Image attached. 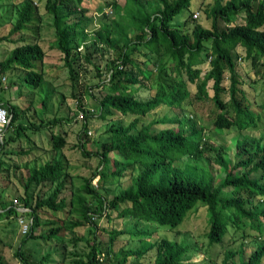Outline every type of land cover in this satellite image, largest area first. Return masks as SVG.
Listing matches in <instances>:
<instances>
[{
	"label": "trees",
	"instance_id": "trees-1",
	"mask_svg": "<svg viewBox=\"0 0 264 264\" xmlns=\"http://www.w3.org/2000/svg\"><path fill=\"white\" fill-rule=\"evenodd\" d=\"M83 1L45 0V9L53 18L55 44L63 54L71 80L76 78L74 65L79 61V53L75 56L73 50H77L79 40L85 36L87 24L83 20ZM191 1H109L116 17L97 29L92 48L97 52L102 46L106 47L113 51V57L104 74L94 64L101 77L94 86L104 90L94 106L103 119L115 113L134 115V118L127 125L113 122L107 127L106 139L98 142L94 152L98 160L96 169L83 179L80 189L72 190L68 203L62 194L67 190V183L72 184V179L61 157H52L39 166L28 168L25 187L49 182L53 188L49 195L39 196L33 207L30 199L24 197V205L30 208L28 214L33 220L22 243L29 239L51 240L55 236L60 240L57 235L62 227L60 224L51 226L46 233L33 234V227L39 224L37 212L40 208L54 212L66 208L70 217L76 214L77 217L72 216L63 225L70 230L88 224L93 216L106 215L111 220L115 214L174 229L190 211L202 206L206 208L208 246L221 244L230 229L233 234H239L242 241L252 239L259 245L246 259L241 248L237 252L226 251L224 264L233 262L235 255H239L238 264H261L264 253V245H260L264 240V141L239 139L231 156L223 154L211 142L204 131L206 124L188 116L165 118L162 121L172 126L158 130L152 128V123L138 125L141 116L159 106L170 110L177 108L182 113L186 101L203 99L210 100L217 111L212 121V127L217 131L234 127L242 132L257 125L260 114L253 105L264 103L258 102L253 94L249 95L246 85L259 79L264 82V0H256V5L253 0H213L205 9L209 27L192 18L197 5L194 1L189 10ZM184 10H188L187 18L182 23L175 22L174 18ZM35 13L32 2L22 0L10 35L22 30ZM238 47L244 50L243 59L250 66L244 74L237 64L241 56L234 55ZM133 53L140 55L142 60L138 62ZM90 55L88 51L84 55L88 63H91ZM43 58L44 51L38 43L24 42L0 60V72L23 71L18 85L37 91L45 84L41 67ZM203 63L208 66L205 72L200 67ZM144 82L153 94L149 99L139 100L136 91L141 86L146 88ZM191 85H194V91ZM45 102L43 99L42 103ZM2 106L11 113L8 130L18 120L21 111L8 100L3 101ZM87 113L90 112L85 113L82 125L84 135ZM60 120L54 117L50 120L41 118L39 123L29 125L15 123L14 135L9 140L19 138L29 128L39 130L43 126L56 125ZM80 140L78 148L83 154L91 155ZM65 142L64 135L51 131V149L55 154L60 153ZM5 144L4 140L0 153ZM214 163L218 164V169L213 167ZM126 172L129 185L119 189L111 198L94 189L91 183L97 177L99 187L108 193L106 185L109 182L120 184ZM76 193L79 195L75 196ZM84 194L91 197L89 205L83 200ZM92 199L96 201L95 205H92ZM1 210L0 216L17 213L12 206H3ZM124 233V230L111 231L108 238L111 246ZM128 234L131 237L148 236L152 231ZM153 246L156 252L152 264H183L188 254V245L161 238L155 244H143L137 249L116 254L109 264H127L130 257L135 258L132 263L138 264L142 255ZM98 253L94 244L86 263L75 264H101ZM15 254L24 264H30L20 251ZM48 256L44 255L40 263ZM0 264H5L1 255Z\"/></svg>",
	"mask_w": 264,
	"mask_h": 264
},
{
	"label": "rangeland",
	"instance_id": "rangeland-1",
	"mask_svg": "<svg viewBox=\"0 0 264 264\" xmlns=\"http://www.w3.org/2000/svg\"><path fill=\"white\" fill-rule=\"evenodd\" d=\"M30 1L36 7L34 18L22 30L10 35L22 0H0V60L9 55L16 45L24 42L38 43L44 51L41 67L44 70L45 84L37 91L29 90L25 86L20 87L17 82L22 77L23 71L11 69L6 72L8 77L6 84L0 87V100H8L18 106L21 112L15 123L21 122L29 125L39 123L41 118L50 120L54 117L61 120L56 125L43 126L39 130L29 128L13 141H10L9 137L14 135L13 128L16 124L14 123L5 131L4 140L6 144L0 153V212L3 206H14L16 204L14 200L18 202L17 205L24 206V197L30 199V205L33 207L39 196L45 197L51 193L53 185L49 182L40 185L31 184L28 187H25V184L28 168L39 166L52 157L57 159L61 157L65 163L66 172L71 175L72 184L67 183V190L62 194L68 203L72 190L80 189L83 179L90 176L96 169L98 160L94 156V152L98 148V142L106 139L107 127L113 122H121L123 125H127L134 118V115L115 113L103 119L98 116V108L94 106L96 100L104 94V90L94 86L95 83L101 81L94 64L104 74L107 72L113 57V51L106 47L102 46V50L97 52H94V48H92L97 29L110 23L116 17L114 6L109 4L110 0H107V3L104 0H84L81 3L82 9L85 10L83 20L87 24L84 31L85 38H81L77 50H73V55L76 56L79 53V61L75 62L74 65L76 68L74 80L69 78L68 69L64 65L63 54L55 44L53 18L45 9V0ZM194 1L197 5V12L199 11L200 14L195 17V13L192 18L195 19L196 23L209 27L210 20L205 15V9L211 6L213 0H192L189 10L192 9ZM118 3H123V0H118ZM253 4L256 5L257 1L253 0ZM187 11L184 10L177 15L174 18L175 22L182 23L187 18ZM87 51L91 53V63L84 59ZM133 55L138 62L142 60L140 55H135V53ZM234 55L241 56V59H237V64L240 65L238 68L242 74L250 70L248 62L243 59L244 50L242 47H238ZM38 66L40 67L39 64ZM200 67L205 72V68L208 66L203 63ZM191 89L195 90L194 85H191ZM246 91L249 95L253 94L258 102L264 103V82L262 80L259 79L254 84L246 85ZM152 94L153 90L148 89L147 85L146 88L141 86L136 91L139 100L149 99ZM43 99H46L45 104L42 103ZM253 109L260 114L257 125L242 132L234 127L220 131L213 129L212 121L217 111L214 109L213 103L207 99L186 101L182 113L177 108L170 110L164 106H159L154 111L141 116L138 125L152 123V128L158 130L172 126V124L162 121L165 118H175L177 115L180 118L188 116L199 123L206 124L204 131L206 135L210 136L211 142L218 146L223 154L227 153L233 156L234 146L239 139L245 138L247 141L261 139L264 141V105L255 104ZM87 111L90 113H87L86 135H84L82 125ZM155 120L161 122H155ZM51 131L65 136L66 142L60 153L55 154L51 149ZM79 138L85 151L91 155L83 154L78 148ZM213 167L218 169V164L214 163ZM124 175L120 179V184L116 185V183L109 182L106 185V188L109 189L108 193L99 187L97 177H94L91 183L94 189L103 195L107 194V198H111L119 189L129 185L128 172ZM78 195V193L75 194V196ZM83 200L89 205L91 202L90 195L84 194ZM95 204L96 201L92 199V205ZM25 216L30 217L31 215L26 213ZM72 216L77 217L76 214ZM71 217L66 208L56 212L47 208H40L37 212L39 224L33 227V234L46 233L51 226L60 224L62 227L57 235L61 241L55 236L51 240L29 239L22 243L27 234L25 235L20 231L17 214H1L0 255L3 257L4 263L24 264L20 257L15 254L17 251H20L30 264L86 263L87 255L90 253L92 245L95 244L99 251L97 256L100 263L109 264L116 254H122L128 249H137L143 244H155L161 238H166L188 245V254L183 264H224L223 259L226 251L237 252L241 248L244 250L243 258L246 259L259 246L252 239L242 241L239 234H233L231 229L221 244L208 246L205 234L208 227L206 208L202 206L190 211L185 220L174 229L167 226H156L154 223L146 224L131 217L122 218L116 214L111 220L106 215L93 216L88 224L78 226L73 230L63 228V225ZM113 230H124L126 233L119 235L111 246L108 238L109 233ZM147 230H151L152 234L148 236L141 234L135 237L128 234V232L138 233ZM262 238L264 239V232ZM260 245H264V240ZM155 252V246L149 248L142 255L138 264H152ZM47 254L49 255L48 259L42 260L40 263L42 257ZM131 258L127 264H134L132 262L135 261V258ZM232 260L233 262L228 261V264H238L239 255H235ZM261 264H264V253Z\"/></svg>",
	"mask_w": 264,
	"mask_h": 264
},
{
	"label": "built area",
	"instance_id": "built-area-1",
	"mask_svg": "<svg viewBox=\"0 0 264 264\" xmlns=\"http://www.w3.org/2000/svg\"><path fill=\"white\" fill-rule=\"evenodd\" d=\"M195 13L194 14L196 17L198 12L196 11ZM7 79H8L7 74L0 72V87L4 86L6 84ZM10 118H11V113L8 111L7 108L2 106V102H1L0 103V150H1V147L4 143V133L9 126ZM14 202L16 204H14L13 207L17 211V213H16L17 214V222L19 224L20 231L26 235V234H28V232L31 228L32 220H33L32 216H30V217L25 216V214L30 211V208L28 209V207L25 205L24 206L17 205L18 202L16 200H14Z\"/></svg>",
	"mask_w": 264,
	"mask_h": 264
},
{
	"label": "crops",
	"instance_id": "crops-1",
	"mask_svg": "<svg viewBox=\"0 0 264 264\" xmlns=\"http://www.w3.org/2000/svg\"><path fill=\"white\" fill-rule=\"evenodd\" d=\"M0 101H2V102H3L4 100H0Z\"/></svg>",
	"mask_w": 264,
	"mask_h": 264
},
{
	"label": "bare ground",
	"instance_id": "bare-ground-1",
	"mask_svg": "<svg viewBox=\"0 0 264 264\" xmlns=\"http://www.w3.org/2000/svg\"><path fill=\"white\" fill-rule=\"evenodd\" d=\"M13 205V204H12ZM13 207V206H12Z\"/></svg>",
	"mask_w": 264,
	"mask_h": 264
}]
</instances>
